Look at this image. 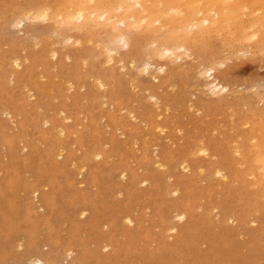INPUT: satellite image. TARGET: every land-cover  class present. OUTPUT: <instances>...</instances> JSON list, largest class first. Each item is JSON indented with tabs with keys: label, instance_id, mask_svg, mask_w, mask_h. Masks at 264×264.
Instances as JSON below:
<instances>
[{
	"label": "rangeland",
	"instance_id": "obj_1",
	"mask_svg": "<svg viewBox=\"0 0 264 264\" xmlns=\"http://www.w3.org/2000/svg\"><path fill=\"white\" fill-rule=\"evenodd\" d=\"M60 1L61 0H43V2L42 0H0V53L6 54L5 52L8 51L10 56L14 54V56H19L21 60L23 59V64L20 67H16L17 70L9 60L6 61L7 58L0 59L1 61L3 60L2 64L8 62L5 64L7 68L5 65L3 68L0 62V68H2L0 69V83L2 85L5 83V87L0 84V87L4 89L3 92H0V103L3 102L2 105H0V110H2V114L0 113V264H18L17 257L21 249L14 248L13 254V251H10L11 249H6L3 245L4 242L13 239V237L18 234L25 236L23 241H27L31 249L35 248L38 242L48 243V245H44V247L42 246L40 249L41 253L46 254L48 257L43 264H56V262L58 264H65V256L63 254H65L67 250L72 251V257L77 258L80 264H264V180L262 182L264 174H262L258 166L255 165L256 163L252 161V157L247 156L245 158L243 154L241 155V153L235 149L241 144H244L246 147L248 145H255L256 142H253L255 139L251 141V139H247L246 137L250 134V128L257 125L254 124L257 122L256 119L259 120L257 122L259 124L256 128L259 126L262 127V123L264 124V107H261V104L264 106V99H262L264 98V91L262 90L264 88H262V84H259L262 83V81L264 82V52H262V50H260V52L259 50H255L259 54H253L254 50L252 49H255L254 47L256 46L253 45V40L252 42L249 40L244 41L246 42L245 44L248 46L250 42L253 46L249 44L250 47H246V45L243 44V48L246 47V50H242V48L240 49L242 45L239 44L240 47L235 45V49L237 48L236 46H238L242 51L236 49L237 51L234 53V50V55L233 53L230 54L231 57L233 56L232 58L230 56L228 57L229 54H226V58L230 60L226 59V63L218 67L216 74H218V79L228 86L230 92L233 91L234 96L231 95L228 97H232L230 100L228 99L223 103H219V100L216 98H211L207 94V97L204 95L205 92L201 86V79H196L198 78L197 71L200 67H197L195 64H201L202 62H200V59H203L204 55L206 56L207 54V56L209 55L211 58L210 55L215 52L218 54L215 53L212 58L220 54L216 59L220 58L224 60L225 54H222L224 51L221 52L224 50V47H221L223 45V40L221 42V40H219L220 36L217 35H221L220 33H214L209 39L207 38V43L205 42L203 45L202 42L201 48H196L192 51L188 50L190 53L192 52L191 54H194V56H190V59L195 57L193 61V59L190 60L188 57L191 54H186L189 52H186L185 48L184 52H182V47L178 46L175 51L184 53L182 57L180 53L177 55V52H174L178 59L175 57L176 55H172L173 57L171 58L167 55L168 59L165 58L166 54L161 55L159 51H162L164 54L163 51L166 47H173L171 43L161 40V44L159 42V45L154 37L149 34L136 35V31L139 29H133L131 26V28L129 27L131 30H128V28L126 29L127 31L123 32H116V30L118 31L117 28L113 29L107 26L105 29L97 25H92L85 29H75V31L67 27L64 23H60V25L58 22H55V24L54 21L56 20L54 19L44 20L41 17H34L24 22L23 26L26 32H21L19 27L8 23L10 20L9 18H13L17 12L15 7L22 6V8L26 9L31 5L38 6L39 4L42 5L46 3L53 7L56 2ZM27 3L28 5H26ZM11 13H13L14 16H12L13 14L11 15ZM36 20L39 21L37 22ZM97 20L99 22L102 21L99 19ZM43 21L45 22L43 23ZM31 22L33 23L31 24ZM4 23L11 25L10 27L8 26L9 29L5 27ZM119 27H122V25H118V28ZM93 28L96 29L94 30ZM55 30L60 31L61 34L63 32V34L61 35ZM70 30H74L75 32H70ZM88 30L92 37L87 38L91 36L87 33ZM51 31L54 32L50 33ZM84 31L87 32L85 33ZM12 32H15L14 34L16 35H12ZM113 32L115 34L114 37L118 39L117 35L119 36L118 41L116 38H112L113 35L110 36ZM22 33H24V35L29 33V35H25L27 38L28 36L30 37L28 39L29 41L25 40L27 44H24L26 46L22 43L25 39ZM104 33L108 35L106 34L104 37ZM122 33H127L128 37L133 38L136 42V47L130 52L131 57H128L130 53L125 54L127 49L125 47L123 49V45L121 46L122 43H119L121 41L120 34ZM56 34L61 35V37L65 36V39L62 37L64 43L63 41L60 42L59 39L61 37ZM69 35H72L75 40L78 38L81 41L79 42L78 40L79 45L75 41V44H77L76 48L72 40H69L70 43L72 41L71 44L68 43L71 47L66 44V42H68L66 36ZM55 36L60 38L58 39ZM20 37L22 41L19 40V43H17V38ZM54 37L58 40H55ZM32 39H40V41L37 42V40L35 41ZM12 40L13 43H11ZM54 40L59 41V43L55 44L53 42ZM151 40L156 42V44ZM34 41L37 42L36 44L38 46L34 44ZM51 41L52 44H50ZM105 41H110L109 43H111L113 47L108 46L110 44ZM32 42L34 44L33 48L37 46V49L31 47ZM80 43L82 45H80ZM12 44L15 45L13 46ZM60 44L62 46H60ZM103 44L105 45V49L108 46L110 49L115 48L116 51H118L117 54H114L112 63L111 61L110 63L106 61L110 65L105 63L103 59L105 58L104 54H106L107 49H109L107 48L106 51H103ZM63 45L68 47L64 48ZM153 45H155L159 51L154 49ZM19 46L24 48L21 49ZM48 46L54 50L50 48L51 51L47 52L49 49ZM139 46H142V49ZM62 47L66 51H63L64 49ZM12 48H16V50H12ZM247 48H251L249 51L250 53H246L248 52L247 50H249ZM143 50H145V52H143ZM52 51H56L57 56L50 57L53 55ZM149 51L151 52L150 56H152V58L150 57L151 59L149 58L151 62L156 64L163 63L165 66L164 70L168 68V71L166 70V73H164L166 77L165 75H161L158 81H154L151 75L149 77V75H145L144 72L145 76L139 75L140 73L142 74L141 65L144 63L142 61L148 60L145 58H148L146 56L150 53ZM23 52L27 55H25L27 61L23 56L24 54H22ZM49 52L51 53L49 54ZM64 52L76 55H74V65L72 64V60H65L66 54ZM8 53L5 57L9 56ZM62 53H64L65 56ZM225 53H229L227 49ZM185 54L188 55V59L187 57L183 58ZM235 55L236 58L234 57ZM59 57L61 60H59ZM62 57H65V59ZM76 57H79V59ZM81 57L83 59H81ZM120 58H122L121 63L125 64L123 65L124 68H121L122 65L120 62L121 67L118 68L119 63L117 62ZM181 58L182 62L184 59L185 61L187 60L186 63L185 61L183 62L185 64L180 62ZM57 60L59 61L57 62ZM204 60L207 61L208 59L204 58ZM204 60L203 63H205ZM52 61L55 65L52 64ZM65 61L67 64L70 62L72 66L75 67L71 68L70 63V65H68L70 67L69 69H73L74 72L66 69L69 73L67 71L64 73L67 67ZM176 61L183 64L181 65L179 63L181 70L177 67L180 73L174 71L177 66ZM113 62L114 65L117 63L116 65L118 66H114ZM129 62H131V64ZM174 62L176 65L173 64ZM209 63L210 62H207L205 65ZM30 64L31 68L28 66ZM131 65L135 67L133 66V69H131ZM43 66L48 69H44ZM184 66L186 68H184ZM199 66L202 67V65ZM11 67H13V69ZM170 67H174V70L173 68L171 69V72L174 71L172 75L167 73L170 71ZM117 68L121 70L119 71ZM77 69L80 73H76ZM10 71H12V73ZM22 71L25 72L22 74ZM36 71L39 72L37 73ZM137 72L139 74H136ZM175 72L176 74H174ZM8 73H10L9 75L11 76L13 75L16 79H10L12 77L7 75ZM48 74L50 77H48ZM194 74H196V77ZM2 75L8 77L4 78ZM93 75L106 83L107 87L104 90L109 89L108 96L107 94L106 96L103 95V92H101L103 89L95 88L97 79H95ZM137 75H139V77ZM147 75L148 78L146 77ZM33 76L35 78L38 76L39 78H32ZM167 76L172 77L169 78ZM28 77L31 79H29L30 81ZM92 78L95 79L93 80L95 83L90 81ZM37 79L39 82H37ZM7 80L9 84L5 82ZM47 80L51 81L49 82ZM64 80H67L68 83ZM51 83H53V85ZM61 83H63V85L66 83L65 88ZM70 83L73 85H69ZM198 83L200 84L199 86ZM255 83L256 85L259 84L261 87H256ZM13 84L15 85L12 86ZM97 84L96 86L99 87ZM24 85H26L27 89ZM251 85H254V87ZM113 86L114 88H112ZM36 87L39 88V90ZM48 87H51L52 90ZM66 87L68 90H66ZM145 87L149 88L150 91L147 88V91H145ZM248 87L252 88L249 89ZM6 88H8V90ZM18 89L20 91L19 95ZM98 89H100V91H98ZM246 90L249 94L245 92ZM201 91H203L204 94ZM259 91L261 92V97L259 94H256L259 93ZM148 92L150 93L148 94ZM200 92L204 96L201 95ZM240 92L243 93L240 94ZM25 93L31 95H29L27 103L25 99L27 96H25ZM151 93H155L160 98V103L158 102L159 104H155L157 107L162 104L166 106L162 105L157 108L154 105L156 108L153 107L152 103L154 102H152L153 100L149 96ZM99 94L101 95L99 96ZM253 94L256 95V98ZM17 100H21V103ZM148 100H151V103L148 102ZM200 100L203 103H200ZM242 102L243 104H241ZM248 102L252 103L254 106H252V104L251 106L250 104L248 105ZM255 102H258L257 104L259 107L258 105L256 106ZM189 103H192V105ZM199 103L203 108L199 107ZM190 105L193 107L191 108ZM242 105L246 108L244 106L242 107ZM194 106L197 107V110H195L196 113L194 112V109H196ZM252 107L255 109L253 108L251 110ZM5 108H8L9 113H6L7 109L5 111ZM119 108L124 109L119 110ZM59 109L63 113L59 111ZM155 109L159 110L158 113L162 111L159 113L161 115L157 114ZM112 110L113 112L111 113L110 111ZM127 112L130 114L128 115ZM61 113L63 115H61ZM257 113L260 114L261 118L258 116L259 114L256 115ZM254 115L256 116L254 117ZM9 116L13 117L10 118ZM43 116L46 119H44ZM126 116H128V121L126 120ZM242 117L244 118L242 119ZM246 117L251 121L249 122ZM139 119L140 122L137 121ZM260 119H262L263 122ZM45 120L47 122H45ZM12 121L14 124H12ZM39 121L41 123H39ZM143 121L146 122V126ZM156 121H158V123ZM160 122L164 126L161 125ZM251 122L252 124L250 125ZM159 123L160 126H162L161 129L157 127ZM155 124V127L152 126ZM103 126L104 128H102ZM248 127H250V130ZM114 128L115 132L112 131ZM57 130L61 132L58 134ZM161 132L162 134H160ZM201 135L202 137H200ZM240 135H242V137ZM179 136H181V139ZM115 139L117 144L115 143ZM197 140H201L202 142H197ZM249 140L253 143L249 144ZM11 141L12 143L10 144ZM18 141H20V143ZM102 141H105L104 145H102ZM135 141L138 146L134 145ZM168 141L170 143H168ZM207 141H209L208 144ZM56 142L57 145L60 144L58 147L61 150L64 149L62 150V156L57 157L56 155L59 149L55 147L57 146ZM153 142H156L158 146ZM231 142H234L235 145ZM202 143L209 146V152L207 154H209V156L210 154L212 155L210 158L207 156V158L210 160L206 158L207 154H199V156L194 155H198L196 148ZM21 144L22 147H24L23 149L21 148ZM101 145L107 146L103 148ZM170 145L172 146L170 147ZM188 146H190V148L187 149L186 147ZM226 146L229 147L226 148ZM18 147L19 149L17 150ZM253 147L255 148L256 146ZM192 148L196 150L193 151L194 154L192 150L190 151ZM141 149L144 151H141ZM168 149H170L169 152ZM134 150H137L136 153H134ZM156 150L161 157V162H163V165L165 164L162 167L152 162ZM99 151L101 152L99 158H97V156L94 157L95 153ZM234 152L236 153L234 154ZM50 153H52V155ZM186 153L187 156L185 157ZM237 153H239L240 156L237 155ZM91 154L93 155L91 156ZM138 154H142L141 160ZM89 156L93 157L95 160ZM215 156L216 160H219L216 164L214 163V161L216 162V160H214ZM182 157L185 158L189 164V171L181 167L180 162ZM201 157L203 158L200 159ZM239 160H241L240 163L243 164V166L241 165L243 169L240 167V163H238ZM73 161H75V163ZM176 163L177 166L175 165L174 168L173 165ZM73 164L76 167L78 166V169L73 167ZM217 164H220L224 168L225 176L217 174V176L210 175L212 173V168ZM141 165L144 166L141 167ZM167 166L171 172L168 171ZM172 166L174 170L171 169ZM81 167L82 170L85 171L82 175H77ZM139 167L140 169H138ZM163 167L164 169L167 168L165 173L162 172L164 169L160 170ZM142 168L143 170H141ZM75 169H77V172ZM120 169L127 170V176H125V178L120 174ZM198 169L201 170V172L198 171ZM247 169L253 173L249 174L250 171ZM246 170L248 173H246ZM231 171L234 172L232 173ZM165 175L169 177L167 178ZM206 175H210V177H205ZM232 175L236 176V179L232 177ZM120 178L122 180H120ZM142 178H150V180L147 181L149 183L141 182ZM224 178L225 180H223ZM241 178L242 181H240ZM166 179H168L169 182L168 180L165 181ZM247 180H249V182ZM255 183H258L260 186H257ZM175 188H177V190ZM34 189H41V194L46 197V206L44 209L38 208L35 199L31 195L32 193L29 194L30 191ZM119 194L121 196H119ZM79 205H84L88 209L87 213L81 217L77 211ZM135 206L136 209H133ZM198 207H200V209ZM214 207H216V210ZM37 208L39 210L35 211ZM174 209L175 211L186 210L188 216L183 221L177 222L178 220L172 218ZM125 213L131 215L132 224H129V222L127 223L124 218H121ZM218 213L219 216H216ZM213 214L215 216H212ZM231 215L232 218L230 217ZM217 217H219V219ZM248 218L249 220L251 219V221H256V223L253 222L252 224ZM124 220L125 223H123ZM233 220L234 222H232ZM119 221L123 224L119 223ZM118 224L122 225L119 226ZM172 226H175L176 230L171 232L170 228ZM165 229H169L170 232L169 230L167 232ZM38 234H40L42 239ZM168 236H171L170 239Z\"/></svg>",
	"mask_w": 264,
	"mask_h": 264
},
{
	"label": "bare ground",
	"instance_id": "obj_2",
	"mask_svg": "<svg viewBox=\"0 0 264 264\" xmlns=\"http://www.w3.org/2000/svg\"><path fill=\"white\" fill-rule=\"evenodd\" d=\"M24 1V0H23ZM44 1H46V0H44ZM42 2H43V0H42ZM25 3V2H24ZM52 3H53V1H52ZM17 5H18V3H17ZM16 5V6H17ZM26 5H28V3L26 4ZM36 5V4H35ZM15 7V6H14ZM16 8V10H17V12L15 13V16H14V14L13 13H11V15L12 16H14L13 18H9L7 21H8V23L9 24H11V25H13V26H16V27H19V30H21V32L23 31V32H26L25 31V29H24V26H23V24H24V22L26 21V20H30L31 18H34V17H41V18H43L44 20L45 19H54V20H56V21H54V23L55 22H58V24H60V23H64L67 27H69V28H71V29H85V28H87V27H90V26H92V25H97V26H100L101 28H107V26L108 27H112L113 29H115V28H117L118 29V31L116 30V32H123V31H127L126 29H128L130 26L133 28V29H139V30H137L136 32H137V34L136 35H141V34H149V35H151V36H153L154 37V39L158 42V44H159V42L162 40V41H166V42H169V43H171V45L173 46V47H166L165 49H164V54L162 53V51H159L158 49H157V47L155 46V45H153L154 46V49H156L157 51H159V54H161V55H165L166 54V56H165V58H167V55L169 56V58H171V57H173V56H175L176 54L178 55V53H180L181 54V57H182V55H184V53H182V52H184V48H185V50H186V52L188 51V50H194V49H196V48H201L202 46H201V44H202V42H203V45H204V43L206 42V40L208 41V39H209V37L210 36H212V35H214V33H220L221 35H219V34H217L218 36H220L219 37V40H221V42H222V40H223V45L221 46L222 48L224 47V50H220L221 52H223L224 51V53H222L223 55L225 54V58L224 57H222V58H224V60H222V59H216V57L217 56H219V55H216L215 56V58H212V56L214 57V54L216 53L215 51V53H213L212 51V55H210L211 56V58L209 57V55L207 56V54H206V56L204 55V57H203V59H200V62H202L201 64L200 63H197V62H199V61H197L196 63L197 64H195V65H197V67H200V69L197 71V69H196V71H197V77L198 78H196L197 80L200 78L201 79V86L203 87L202 89H203V91L205 92V94H204V92L203 91H201V92H203V94L206 96V94L209 96V97H211V98H216L217 100H219L218 102L219 103H223V102H225L226 100H230V98H232V97H230V98H228L229 96H231V95H233L234 93H233V91H231L230 92V90H229V88H228V86L226 85V84H224V83H222L219 79H218V74H216V71H217V69H218V67L219 66H221L222 64H224V63H226V59L228 60L229 58H226L227 57V55H228V57L230 56L231 57V55L230 54H232L233 52H234V50H235V52L234 53H236V51L238 50H240L241 48H242V50H246V47H250V45L249 44H251L250 42H249V44H248V46H247V44H245L246 42H244V41H249V40H251V42H252V40H253V45L254 46H256V47H254L255 49H252V50H254V52H253V54H255V53H258V52H256L255 50H259V52H260V50H262V52H264V0H61L60 2H56L55 4H54V6L52 7L51 5H48L47 3L46 4H42V5H36V6H34V5H31V6H29L28 8H22V6H18V7H15ZM15 8H14V10H15ZM5 16H6V14H5ZM11 17V16H10ZM97 19H99L101 22H99ZM34 21V20H33ZM37 22L39 21V20H36ZM41 21V20H40ZM45 21H43V23H44ZM48 22V21H47ZM33 22H31V24H32ZM53 23V22H52ZM51 23V24H52ZM53 23V24H54ZM5 24V23H4ZM52 24V25H53ZM56 24V23H55ZM54 24V25H55ZM11 25H7V24H5V27H10ZM61 25V24H60ZM118 25H122V27H119L118 28ZM12 26V27H13ZM4 27V28H5ZM9 27H8V29H9ZM130 27V28H131ZM55 28V27H54ZM53 28V29H54ZM56 28H58V27H56ZM121 28V29H120ZM128 29V30H131V29ZM13 29H14V27H13ZM13 29H11V30H13ZM16 29V28H15ZM63 29H65V28H63ZM94 29V28H93ZM96 29V28H95ZM94 29V30H95ZM11 30H10V34H11ZM74 30H70V32H75ZM90 30H92V29H90ZM109 30V29H108ZM8 31V30H7ZM15 32H17L16 30H14ZM56 32H58L59 34H61L60 33V31H58V30H55ZM81 31H83V30H81ZM111 31H112V29H111ZM15 32H12V35H16V34H14ZM19 32V31H18ZM54 31H51L50 33H53ZM62 32V31H61ZM68 32V31H67ZM80 32V31H79ZM85 33L87 32V31H84ZM115 32V33H116ZM133 32V31H132ZM135 32V33H136ZM69 33V32H68ZM77 33V32H76ZM88 34H90L89 33V30H88V32H87ZM23 35H24V33H22ZM21 34V35H22ZM55 34V33H54ZM54 34H53V36H54ZM57 35V36H60L61 37V35L63 34V32H62V34L61 35ZM87 34V35H88ZM105 34V33H104ZM104 34H102V35H104ZM107 34V33H106ZM106 34L104 35V37L106 36ZM126 34V35H125ZM26 35V34H25ZM25 35H24V37H25ZM27 35H29V33L27 34ZM26 35V36H27ZM91 35V34H90ZM108 35V34H107ZM111 35H113L112 36V38L114 37V32H113V34H110V36ZM121 36V41L119 42V43H122L121 44V46L123 45V49H124V47L127 49V51H126V53L125 54H129L135 47H136V42H135V40L133 39V38H130V37H128V34L127 33H122V34H120ZM49 36H50V34H49ZM57 36H55V37H57ZM54 37V38H55ZM59 37V38H60ZM63 37V36H62ZM58 38L59 40H60V42L61 41H63L65 38V36L63 37V38ZM89 37H92V35L91 36H88L87 38H89ZM117 37H118V39H119V36L117 35ZM152 37V38H153ZM30 37L28 36V38L27 37H25V39H24V41H22L21 39V37L20 38H17L18 39V41H17V43H19V40H21L22 41V43H23V45H25V44H27L26 42H25V40H28ZM40 38V37H39ZM57 38H55V40L57 39ZM103 38V37H102ZM108 38V37H107ZM109 38H111V37H109ZM116 37H114V39H115ZM149 38V37H148ZM148 38H147V40H148ZM152 38H150V39H152ZM208 38V39H207ZM47 39V38H46ZM57 39V40H58ZM62 39V40H61ZM84 39V38H83ZM93 39V38H92ZM103 39H105V38H103ZM118 39L116 38V40L118 41ZM214 39V38H213ZM32 40H35V39H32ZM37 40V42H39L40 41V39H36ZM35 40V41H36ZM53 41L55 44H58L59 43V41ZM66 40H68V42H66V44H68V43H70L69 42V40H72L73 41V43H74V45H75V48L77 47L76 45L78 44L79 45V43H78V38L75 40L74 39V37L72 36V35H69V36H66ZM85 40H86V37H85ZM91 40V39H90ZM145 40V39H144ZM205 40V41H204ZM218 40V39H217ZM14 41H16V40H14ZM29 41V40H28ZM27 41V42H28ZM34 41V42H35ZM72 41H71V43H72ZM75 41L77 42V44H75ZM83 41V40H82ZM87 41H88V39H87ZM100 41L102 42V40H101V38H100ZM152 41V40H151ZM151 41H149V42H151ZM210 41H211V39H210ZM37 42H35L34 44L35 45H37L36 43ZM57 42V43H56ZM79 42H81L80 40H79ZM92 42V41H91ZM106 43H108V44H110V45H108V46H111V47H113V45L111 44V43H109L110 41H105ZM146 42V41H145ZM144 42V43H145ZM152 42H154V41H152ZM217 42V41H216ZM11 43H13V40H12V42ZM21 43V42H20ZM25 43V44H24ZM63 43H64V41H63ZM70 43V44H71ZM104 43V42H103ZM207 43V42H206ZM33 42H32V46L30 45V44H28V45H30L32 48H33ZM50 44H52V41L50 42ZM82 44H83V42H82ZM81 43H80V45H82ZM114 44V43H113ZM143 44V43H142ZM141 44V45H142ZM154 44H156V42H154ZM160 44H161V42H160ZM159 44V45H160ZM226 44V45H225ZM242 45V47H240V45ZM243 44H245L246 45V47L245 48H243L244 46H243ZM13 45V44H12ZM15 45V44H14ZM13 45V46H14ZM65 45V44H64ZM63 45V47L65 48V47H68L69 46V44H68V46H64ZM74 45H73V47H74ZM100 45V44H99ZM107 45V44H106ZM164 45V44H163ZM162 45V46H163ZM211 45V44H210ZM226 46V48H225V46ZM235 45H238L239 47H240V49H239V47L238 46H236L237 48V50L235 49ZM252 45V44H251ZM252 45V46H253ZM26 46V45H25ZM38 46V45H37ZM36 46V47H37ZM60 46H62L61 44H60ZM90 46V45H89ZM107 46V48H109ZM115 46H118V45H115ZM114 46V47H115ZM120 46V47H121ZM182 47L181 49H183L182 50V52H177V51H175V50H177L176 49V47ZM208 46H209V44H208ZM233 46V47H232ZM251 46V47H252ZM20 47V46H19ZM36 47H34V48H36ZM49 47V46H48ZM62 47V48H63ZM69 47H71V46H69ZM79 47V46H78ZM102 47H104L102 50L103 51H106V49H105V45L103 44V46ZM119 47V46H118ZM140 48L142 47V46H139ZM138 47V48H139ZM164 47V46H163ZM205 47V46H204ZM217 47V46H216ZM21 49L22 48H24V47H20ZM33 48V49H34ZM50 48L51 47H49V49L47 50V52L48 51H51L50 50ZM61 48V47H60ZM63 48V49H64ZM80 48V47H79ZM153 48V47H152ZM151 48V49H152ZM210 48H211V46H210ZM234 48V49H233ZM16 50V48H12V50ZM21 49H19V50H21ZM37 49V48H36ZM35 49V50H36ZM52 50H54L53 48H51ZM115 49V48H114ZM114 49L113 48H109V49H107V53L106 52H104V53H106V54H104L105 55V58H103L104 60H105V63H107V62H109L110 63V61H111V63H112V60L114 59V54H117V52L118 51H116V49H115V51H114ZM125 49V50H126ZM142 49V48H141ZM146 49H149V48H146ZM162 49V50H163ZM202 49H204V48H202ZM226 49H227V51L229 52V53H225V51H226ZM247 49H249V48H247ZM251 49V48H250ZM250 49L249 50H247L248 52H246V51H244V52H246V53H250L249 51H250ZM60 50H62V49H60ZM74 50V49H73ZM156 50H155V52H156ZM161 50V49H160ZM242 50H240V51H242ZM21 51H23V50H21ZM20 51V52H21ZM25 51V50H24ZM63 51H66L65 49L63 50ZM62 51V52H63ZM78 51H79V49H78ZM92 51V50H91ZM1 52V51H0ZM36 52H37V50H36ZM53 52V55H51L50 57H52V56H57V53H56V51H52ZM97 52H98V49H97ZM115 52V53H114ZM142 52V51H141ZM143 52H145V50H143ZM147 52V51H146ZM150 52V51H149ZM174 52H177L176 54H174ZM189 52V51H188ZM6 54L8 53V51L7 52H5ZM31 53V52H30ZM51 52H49V54H50ZM65 54H66V59H65V57H62V58H64L65 60H72V64L74 65V55L75 54H73V55H71V54H67L66 52H64ZM64 53H62L63 55H64ZM71 53V52H70ZM93 53V52H92ZM96 53V52H95ZM192 53V52H191ZM190 52L189 53H186V54H191ZM203 53V52H202ZM234 53H233V55H234ZM239 53V52H238ZM4 53H0V59H4V58H7V60L6 61H10L11 62V64H13V66H15V68L16 67H20L22 64H23V59L21 60L20 59V57L19 56H14V54H13V56H10V54H9V56L7 57H5V55L6 54H4ZM22 54H24V52L22 53ZM21 54V55H22ZM45 54V53H44ZM143 54V53H142ZM147 54V53H146ZM150 54H151V52L150 53H148L147 54V56L146 57H148V58H145V59H148V60H145V61H142V62H144V63H142L143 65H141V69H142V74L140 73H136V74H139V75H144V73H145V75L146 74H148L149 75V77H150V75H151V77L154 79V81H158L159 80V78L161 77V75H165L164 73H166L165 71L167 70L168 71V68L166 69V70H164V68H165V66H164V64L163 63H158V64H156V63H154V62H151L150 60H149V58L151 57L152 58V56H150ZM179 54V55H180ZM185 54V56H183V58L185 57H187L188 55H186ZM205 54V53H204ZM216 54H218V53H216ZM227 54V55H226ZM245 54V53H244ZM243 54V55H244ZM259 54V53H258ZM26 53L23 55L25 58H26ZM62 55V56H63ZM133 55V54H132ZM173 55V56H172ZM177 55L175 56L176 58H177ZM247 55V54H246ZM263 55V54H262ZM45 56V55H44ZM65 56V55H64ZM76 56V55H75ZM131 57V53H130V55H128V57ZM190 56L192 57V56H194V54H191V55H189L188 57H189V59H190ZM245 56V55H244ZM260 56H261V54H260ZM35 57H36V55H35ZM49 57V56H48ZM61 57V56H60ZM59 57V58H60ZM117 57V56H116ZM127 57V58H128ZM156 57H158V56H156ZM180 57V56H179ZM188 57H187V59H188ZM200 57V56H199ZM221 57V56H220ZM233 57V56H232ZM231 57V58H232ZM235 58H236V55L234 56ZM262 57V56H261ZM23 58V57H22ZM32 58V57H31ZM76 58H78L79 59V57H76ZM85 58V57H84ZM119 58V57H118ZM150 58V59H151ZM194 58L195 57H193L192 59H193V61H194ZM204 58L205 59H208L207 61L206 60H204ZM239 58V57H238ZM45 59H46V57H45ZM54 59V58H53ZM77 59V60H78ZM81 59H83L82 57H81ZM99 59V58H98ZM130 59V58H129ZM157 59V58H156ZM162 59H163V57H162ZM168 59V58H167ZM173 59V58H172ZM178 59V58H177ZM176 59V60H177ZM192 59H190V60H192ZM26 61H27V58L25 59ZM36 60V59H35ZM59 60H61V58L59 59ZM59 60H57V62L59 61ZM86 60V59H85ZM84 60V61H85ZM93 60V59H92ZM103 60V61H104ZM119 61L117 62V63H121V60H122V58H120V59H118ZM132 60H133V58H132ZM132 60H130L131 62H133ZM144 60V59H143ZM170 60V59H169ZM197 60V59H196ZM199 60V59H198ZM203 60L205 61V63H207V62H210L208 65H205V63H203ZM220 60H222V61H220ZM230 60V59H229ZM3 61V60H2ZM2 61L0 60V62H1V64H2ZM38 61H39V59H38ZM81 61H83V60H81ZM102 61V62H103ZM107 61V62H106ZM178 61V60H177ZM176 61V63H177V66H176V70H174V67H170L169 68V72H167L168 74L170 73L171 75H172V73L174 72V71H178L179 72V69H180V67H179V63L180 62H182V58H181V60H180V62L178 63ZM185 61V59L183 60V62ZM187 61V60H186ZM186 61H185V63H186ZM224 61V62H223ZM9 62V63H10ZM77 62V61H76ZM86 62V61H85ZM123 62V61H122ZM125 62H126V60H125ZM131 62H129L130 64H131ZM170 62H173V61H170ZM182 62V63H183ZM191 62V61H190ZM8 62H6L5 64H7ZM61 63H62V61H61ZM65 63L67 64V62L65 61ZM70 63V62H69ZM67 64V67L65 68V70H64V73H65V71H67V70H70L69 68V66L68 65H70V64ZM104 63V62H103ZM109 63H107V64H109ZM116 63V64H117ZM120 63H119V67L118 68H120L121 67V65H122V67L121 68H124V66L123 65H125V64H123V63H121V65H120ZM134 63V62H133ZM180 63L181 65H183V64H185V63ZM4 63L2 64V67L5 65ZM52 64H54L53 63V61H52ZM64 64V63H63ZM63 64H62V66H63ZM72 64L70 65L71 66V68H73L74 66H72ZM106 64V65H107ZM115 64V65H116ZM139 64H140V62H139ZM169 64H172V63H169ZM173 64H175V62L173 63ZM191 64H192V62H191ZM202 65V67L201 66H199V65ZM204 64V65H203ZM55 65V64H54ZM101 65V64H100ZM103 65H105V64H103ZM110 65V64H109ZM113 65H114V62H113ZM114 65V66H115ZM176 65V64H175ZM180 65V66H181ZM187 65V64H186ZM30 68H31V64L30 65H28ZM61 66V67H62ZM116 66H118V65H116ZM130 66V65H129ZM132 66V68L131 69H133V66L134 65H131ZM171 66V65H170ZM5 67H6V65H5ZM10 67V66H9ZM51 67V66H50ZM53 67H55V66H53ZM52 67V68H53ZM60 67V68H61ZM77 67V66H76ZM135 67V66H134ZM179 69H178V68ZM4 68V67H3ZM7 68V67H6ZM12 69H13V67H11ZM43 68L44 69H48V68H45V66H43ZM51 68V69H52ZM56 68V67H55ZM63 68V67H62ZM75 68V67H74ZM117 68V69H118ZM173 68V72H171V69ZM182 68V67H181ZM184 68H186L185 66H184ZM193 68V67H192ZM221 68V67H220ZM0 69H2V68H0ZM44 69H42V70H44ZM67 69V70H66ZM136 69V68H135ZM134 69V70H135ZM137 69H138V66H137ZM183 69V68H182ZM191 69V68H190ZM223 69H225V68H223ZM16 70H17V68H16ZM32 70V69H31ZM30 70V71H31ZM61 70H63V69H61ZM61 70H59V71H61ZM75 70V69H74ZM119 70V69H118ZM121 70V69H120ZM119 70V71H120ZM130 70V69H129ZM181 70V69H180ZM184 70V69H183ZM186 70V69H185ZM194 70V69H193ZM46 71V70H45ZM45 71H43V72H45ZM71 72H74L73 71V69H71L70 70ZM131 71V70H130ZM136 71H140V70H136ZM136 71H134V72H136ZM195 71V72H196ZM11 73H12V71H10ZM23 72H25V71H22V74H23ZM37 72V71H36ZM39 72V71H38ZM37 72V73H38ZM68 73H69V71H67ZM78 72V69H77V71H76V73ZM144 72V73H143ZM176 72L174 73V74H176ZM183 72V71H182ZM18 73V72H17ZM37 73H36V75H37ZM47 73H48V71H47ZM63 73V74H64ZM78 73H80V71L78 72ZM127 73V72H126ZM180 73V72H179ZM178 73V74H179ZM186 73V72H185ZM10 73H8L7 75H9ZM120 74V73H119ZM122 74V73H121ZM167 74V75H168ZM173 74V75H174ZM30 75V74H29ZM32 75H33V72H32ZM41 75V74H40ZM44 75H46V74H44ZM57 75V74H56ZM128 75H129V73H128ZM139 75H137L138 77H139ZM144 75V76H145ZM148 75L146 76L147 78H148ZM3 76V75H2ZM9 76H11V75H9ZM84 76H86V75H84ZM103 76V75H102ZM184 76V75H183ZM194 76L196 77V74H194ZM4 78L5 77H8V76H3ZM12 78H10V79H13L14 78V76L12 75L11 76ZM16 77V76H15ZM20 77V76H19ZM30 77V76H29ZM28 77V80L30 79ZM38 77V76H37ZM36 77V78H37ZM41 77V76H40ZM47 77V76H46ZM48 77H50L49 76V74H48ZM47 77V78H48ZM92 77V76H91ZM93 77L95 78V79H97L96 81V84L99 86V87H97L96 86V84H95V88H101V89H103V91L101 90V92H103V95L104 96H106V94H107V96H108V93H109V89H107V90H104L107 86H106V83L105 82H103V80L102 79H100V78H96V76L95 75H93ZM98 77V76H97ZM110 77V76H109ZM165 77H166V75H165ZM167 77H169V76H167ZM170 77H172V76H170ZM169 77V78H170ZM2 78V77H1ZM32 78H35L34 76L32 77ZM35 78V79H36ZM39 78V77H38ZM59 78V77H58ZM122 78V77H121ZM146 78V79H147ZM151 78V79H152ZM8 79V78H7ZM14 79H16V78H14ZM50 79V78H49ZM62 79V78H61ZM77 79V78H76ZM95 79H93L92 78V80H90V81H93V80H95ZM133 79V78H132ZM135 79V78H134ZM9 80V79H8ZM8 80L7 81H5V82H7L8 84H9V82H8ZM31 80V79H30ZM29 80V81H30ZM34 80V79H33ZM84 80V79H83ZM181 80V79H180ZM4 81V80H3ZM47 81H51V80H47ZM60 81V80H59ZM65 82H67L68 83V81L67 80H64ZM63 81V82H64ZM132 81H134V80H132ZM139 81H140V79H139ZM164 81V80H163ZM200 81V80H199ZM260 81V80H259ZM32 82V81H31ZM37 82H39L38 81V79H37ZM36 82V83H37ZM181 82V81H180ZM33 83V82H32ZM31 83V84H32ZM43 83V82H42ZM45 83H47V82H45ZM93 83H95L94 81H93ZM196 83V82H195ZM258 83V82H257ZM264 82L262 81V83H259L261 86H263L262 88H264V84H263ZM1 84V83H0ZM12 84V83H11ZM23 84V83H22ZM44 84V83H43ZM50 84V83H49ZM52 85H53V83H51ZM72 83H70L69 85H71ZM82 84H85V83H82ZM91 84H92V82H91ZM133 84H135V83H133ZM174 84V83H173ZM256 85V83H255V86L256 87H261L260 85ZM2 85V84H1ZM3 85H4V87H5V83H3ZM2 85V86H3ZM15 84H13L12 86H14ZM45 85V84H44ZM43 85V86H44ZM52 85H50V86H52ZM61 85H63V83H61ZM65 85H66V83H65ZM65 85H63L64 86V88H65ZM73 85V84H72ZM93 85V84H92ZM118 85V84H117ZM170 85V84H169ZM172 85V84H171ZM200 84L198 83V86H199ZM11 86V87H12ZM25 87H26V85H24ZM33 86H34V84H33ZM37 86V85H36ZM42 86V87H43ZM81 86V85H80ZM115 86V85H114ZM114 86L112 87V88H114ZM166 86V85H165ZM201 86H200V88H201ZM252 86V85H251ZM24 87V88H25ZM47 87V86H46ZM83 87V86H82ZM118 87V86H117ZM252 87H254V85L252 86ZM252 87H250V88H252ZM14 88V87H13ZM37 88V87H36ZM35 88V89H36ZM49 88V87H48ZM51 88V87H50ZM49 88V89H50ZM73 88V87H72ZM77 88V87H76ZM76 88H75V90H76ZM135 88V87H134ZM147 87H145V91H147V89L149 90V88H147ZM199 88V87H198ZM199 88V89H200ZM249 88V87H248ZM249 88V89H250ZM262 88H260V89H262ZM1 89H2V91H1ZM7 90H8V88H6ZM20 89H22V88H20ZM26 89H27V87H26ZM38 90H39V88H37ZM60 89V88H59ZM115 89H117V88H115ZM143 89H144V87H143ZM155 89H156V87H155ZM158 89V88H157ZM172 89V88H171ZM199 89H198V91H199ZM231 89V88H230ZM239 89V88H238ZM241 89V88H240ZM243 89V88H242ZM256 89V88H255ZM254 89V90H255ZM258 89V88H257ZM22 90H24V89H22ZM41 90V89H40ZM51 90H52V88H51ZM61 90V89H60ZM66 90H68L67 89V87H66ZM201 90V89H200ZM233 90V89H232ZM237 90V89H236ZM248 90V89H247ZM245 91V92H248V91H250V90H248V91ZM259 90V89H258ZM263 91H264V89H262ZM261 90V91H262ZM4 91V89L2 88V87H0V92H3ZM30 91V90H29ZM28 91V92H29ZM43 91V90H42ZM41 91V92H42ZM46 91V90H45ZM63 91V90H62ZM98 91H100V89H98ZM150 91V90H149ZM157 91V90H156ZM256 91V90H255ZM19 89H18V95H19ZM25 92V91H24ZM31 92V91H30ZM49 92V91H48ZM54 92V91H53ZM69 92V91H68ZM133 92V91H132ZM138 92V91H137ZM200 92V93H201ZM244 92V93H245ZM254 92V91H253ZM257 92V91H256ZM40 93V92H39ZM114 93V92H113ZM140 93V92H139ZM150 92H148V94H149ZM160 93V92H159ZM243 93V92H242ZM241 92H240V94H242ZM260 91H259V93H256L257 95L259 94L260 95ZM1 94V93H0ZM4 94V93H3ZM6 94H7V92H6ZM15 94V93H14ZM27 93H25V96H27L26 98H25V96H24V98L26 99V103L28 102L27 101V99H28V97H29V95L30 94H27ZM147 94V95H148ZM202 93H201V95H203ZM236 94V93H235ZM246 94V93H245ZM247 94H249V92L247 93ZM9 95V94H8ZM10 95H11V93H10ZM101 94H99V96H100ZM200 95V94H199ZM203 95V96H204ZM238 95V94H237ZM251 95V94H250ZM254 95V94H253ZM1 96V95H0ZM31 96V95H30ZM40 96H42V95H40ZM97 96V95H96ZM104 96H103V98H104ZM150 98L153 100L152 102H154V103H152L153 104V107H155L156 105L155 104H157L160 100V98L155 94V93H151L150 95ZM203 96H201V97H203ZM234 96V95H233ZM256 95H254V97H255ZM9 97V96H8ZM147 97V96H146ZM207 97V96H206ZM208 97V98H209ZM237 97V96H236ZM246 97H247V99H248V96L246 95ZM245 97V98H246ZM260 97H261V95H260ZM263 97V96H262ZM23 98V99H24ZM85 98V97H84ZM83 98V99H84ZM97 98V97H96ZM111 98V97H110ZM149 98V99H150ZM256 98V97H255ZM259 98V97H258ZM257 98V99H258ZM29 99H31V98H29ZM82 99V98H81ZM93 99V98H92ZM123 99V98H122ZM246 99V100H247ZM261 99V98H260ZM262 99H264V98H262ZM262 99H261V101H262ZM145 100V99H144ZM190 100V99H189ZM235 100V99H234ZM13 101V100H12ZM18 102H20L21 103V100H17ZM30 101V100H29ZM137 101V100H136ZM151 101V100H150ZM149 100H148V102H150ZM182 101V100H181ZM201 101V100H200ZM208 101H209V99H208ZM239 101V100H238ZM257 101V100H256ZM261 101H259V102H261ZM79 102V101H78ZM77 102V103H78ZM180 102V101H179ZM191 102V101H190ZM263 102V101H262ZM3 103V102H2ZM2 103H0V105H2ZM25 103V104H26ZM35 103V102H34ZM103 103V102H102ZM151 103V102H150ZM160 103V102H159ZM158 103V104H159ZM163 103H164V101H163ZM200 103H203L202 101L200 102ZM200 103H199V105H200ZM227 103V102H226ZM236 103V102H235ZM256 103V102H255ZM258 103V102H257ZM256 103V106L258 105ZM162 104V103H161ZM189 104H191L192 105V103H189ZM241 104H243V102L241 103ZM241 104H239V105H241ZM250 104V106H251V104L252 103H250V102H248V105ZM109 105V104H108ZM147 105V104H146ZM149 105V104H148ZM151 105V104H150ZM155 105V106H154ZM163 105V104H162ZM161 105V106H162ZM186 105V104H185ZM188 105V104H187ZM190 105V106H191ZM198 105V106H199ZM245 105V104H244ZM244 105H242V107L244 106ZM263 104H261V107L263 108L264 106H262ZM111 106V105H110ZM160 105H158V107H161ZM163 106H166V105H163ZM252 106H254L253 104H252ZM255 106V107H256ZM40 107V106H39ZM150 107V106H149ZM157 107V106H156ZM155 107V108H156ZM157 107V108H158ZM178 107V106H177ZM193 106H191V108H192ZM195 107V106H194ZM199 107H201V108H203L201 105L199 106ZM241 107V106H240ZM239 107V108H240ZM245 107V106H244ZM249 107V106H248ZM258 107H259V105H258ZM139 108V107H138ZM141 108V107H140ZM152 108V107H151ZM187 108H190V107H187ZM190 108V109H191ZM196 109H194V112L196 113V111L195 110H197V107H195ZM246 108V107H245ZM254 107H252L251 108V110L253 109ZM257 108V107H256ZM6 109H7V111H6ZM110 109H113V108H110ZM122 109H124V108H122ZM122 109H120L119 108V110H122ZM168 109V108H167ZM232 109V108H231ZM255 109V108H254ZM261 109V108H260ZM4 110V109H3ZM117 110V109H116ZM115 110V111H116ZM156 111H157V114H159V113H161V112H159L158 113V111L159 110H157V109H155ZM200 110V109H199ZM198 110V111H199ZM244 110V109H243ZM245 110H247V109H245ZM5 111H6V113H9L8 112V108H5ZM59 111H61L60 109H59ZM64 111V110H63ZM127 111V110H126ZM185 111V110H184ZM259 111V110H258ZM62 112V111H61ZM111 113L113 112V110L112 111H110ZM165 112V111H164ZM193 112V111H192ZM252 112V111H251ZM261 112V111H260ZM0 113L2 114V110H0ZM4 113V112H3ZM19 113V112H18ZM17 113V114H18ZM44 113V112H43ZM59 113V112H58ZM63 113V112H62ZM61 113V115H63ZM81 113V112H80ZM109 113V112H108ZM110 113V115L112 116V114ZM128 113V115L130 114L129 112H127ZM134 113V112H133ZM132 113V114H133ZM247 113V112H246ZM253 113V112H252ZM126 114V113H125ZM154 114V113H153ZM156 114V115H157ZM199 114V113H198ZM251 114V113H250ZM259 113H257L256 115H258ZM5 115V114H4ZM9 115V114H8ZM159 115H161V114H159ZM158 115V116H159ZM234 115V114H233ZM256 115H254V117L256 116ZM113 116H114V113H113ZM115 116H116V114H115ZM153 116H155V115H153ZM241 116V115H240ZM259 117H260V114L258 115ZM262 116V115H261ZM10 117V116H9ZM11 117H13V116H11ZM10 117V118H11ZM121 117V116H120ZM129 117H131V116H129ZM152 117V116H151ZM252 117H253V115H252ZM8 118V117H7ZM43 118H44V116H43ZM42 118V119H43ZM62 118L64 119V117L62 116ZM118 118V117H117ZM133 118V117H132ZM136 118V117H135ZM153 118V117H152ZM156 118H157V116H156ZM244 117H242V119H243ZM247 118V117H246ZM256 118H258V117H256ZM261 118V117H260ZM44 119H46V118H44ZM69 119V118H68ZM74 119V118H73ZM102 119V118H101ZM119 119V118H118ZM128 119V116H126V120ZM248 119V121L250 122L251 120L249 119V118H247ZM263 119V118H262ZM262 119H260L262 122H263V120ZM11 120H13V119H11ZM10 120V121H11ZM124 120V119H123ZM131 120V119H130ZM135 120V119H134ZM133 120V121H134ZM144 120V119H143ZM158 120V119H157ZM257 120V122L259 121L258 119H256ZM8 121V120H7ZM118 121V120H117ZM128 121V120H127ZM138 122H140V119L139 120H137ZM137 121H134V122H137ZM193 121V120H192ZM240 121H241V119H240ZM243 121V120H242ZM37 122V121H36ZM45 122H47L46 120H45ZM100 122V121H99ZM124 122H126V121H124ZM142 122V121H141ZM144 122V125H145V121H143ZM157 123H158V121H156ZM155 122V123H156ZM245 122V121H244ZM257 122H253L254 124H259V123H257ZM39 123H41L40 121H39ZM114 123V122H113ZM117 123V122H116ZM120 123H122V122H120ZM161 123V122H160ZM160 123L159 124H157V127L158 128H160L161 129V127L162 126H160ZM12 124H14L13 123V121H12ZM45 124V123H44ZM103 124V123H102ZM105 124V123H104ZM115 124V123H114ZM125 124V123H124ZM134 124V123H133ZM140 124V123H139ZM236 124V123H235ZM252 124V122L250 123V125ZM43 125V124H42ZM48 125V124H47ZM143 125V124H142ZM143 125V126H144ZM161 125H163L162 123H161ZM243 125V124H242ZM257 125H255V126H252L251 128L250 127H248V129L250 130L249 131V136L248 137H246L247 139H251V141H252V139H255V140H253V142H256L255 143V145H253V146H256L255 148L251 145H248L247 147L244 145V144H241L238 148H235L239 153H241V155L243 154V156H245V158L247 157V156H250V157H252L251 159H252V161L254 162V163H256L255 165H257L258 166V168L260 169V171H261V173L262 174H264V128H263V126H264V124L262 123V127H258V128H256V126ZM39 126V125H38ZM45 126V125H44ZM110 126V125H109ZM115 126H116V124H115ZM114 126V127H115ZM133 126V125H132ZM146 126V125H145ZM152 126H156V124L155 125H152ZM164 126V125H163ZM245 126V125H244ZM13 127H15V126H13ZM17 127V126H16ZM105 127H106V125H105ZM237 127V126H236ZM55 128H57V127H55ZM102 128H104V126L102 127ZM109 128V127H108ZM116 128V127H115ZM115 128H114V130H112L113 132H115ZM118 128V127H117ZM223 128V127H222ZM229 128V127H228ZM231 128V127H230ZM15 129H17V128H15ZM60 129V128H59ZM135 129V128H134ZM145 129V128H144ZM67 130V129H66ZM18 131V130H17ZM58 131V134L62 131V129H61V131H59V130H57ZM74 131V130H73ZM120 131V130H119ZM137 131V130H136ZM147 131V130H146ZM157 131V130H156ZM163 131V130H162ZM177 131H178V129H177ZM181 131V130H180ZM180 131H179V133H180ZM105 132V131H104ZM107 132V131H106ZM112 132V133H113ZM243 132H245V131H243ZM163 133H164V131H163ZM73 134V133H72ZM121 134V133H120ZM141 134V133H140ZM160 134H162V132L160 133ZM61 135V134H60ZM59 135V136H60ZM75 135V134H74ZM156 135V134H155ZM62 136V135H61ZM121 136V135H120ZM119 136V137H120ZM141 136V135H140ZM163 136V135H162ZM168 136V135H167ZM167 136H166V138H167ZM209 136V135H208ZM241 137H242V135H240ZM13 137V136H12ZM122 137V136H121ZM145 137V136H144ZM143 137V138H144ZM180 137V139H181V136H179ZM200 137H202V135L200 136ZM240 137V138H241ZM134 138V137H133ZM150 138V137H149ZM258 138V139H257ZM19 139V138H18ZM17 139V140H18ZM111 139V138H110ZM146 139H147V137H146ZM163 139H164V137H163ZM168 139V138H167ZM199 139H201V138H199ZM257 139V140H256ZM20 140H21V138H20ZM136 140V139H135ZM143 140V139H142ZM142 140H141V142H142ZM157 140V139H156ZM145 141V140H144ZM198 141H201V140H197V142ZM233 141V140H232ZM250 140H249V144H251V143H253V142H251ZM19 143H20V141H18ZM82 142V141H81ZM128 142V141H127ZM130 142V141H129ZM202 142V141H201ZM208 142L209 141H207V144H208ZM235 142V141H234ZM234 142H231L232 144H234L235 145V143ZM12 143V141L10 142V144ZM102 145H104L105 144V141L103 142L102 141ZM115 143L117 144V142H116V139H115ZM143 143V142H142ZM153 143H156V142H153ZM168 143H170L169 141H168ZM173 143V142H172ZM243 143H244V139H243ZM247 143V142H246ZM59 144V143H58ZM144 144H146V143H144ZM157 144V143H156ZM175 144V143H174ZM238 144H240V143H238ZM56 145H57V142H56ZM60 145V144H59ZM59 145H57V146H55V147H57V149L59 148L58 146ZM101 145V146H102ZM133 145V144H132ZM134 145H136V141H135V144ZM151 145H155V144H151ZM167 145H169V144H167ZM219 145V144H218ZM228 145V144H227ZM233 145V146H234ZM247 145V144H246ZM107 146V145H106ZM106 146H102L103 148L104 147H106ZM136 146H138V145H136ZM135 146V147H136ZM140 146V145H139ZM156 146H158V144L156 145ZM155 146V147H156ZM159 146H161V145H159ZM172 145H170V147H171ZM20 147V146H19ZM19 147L17 148V150L19 149ZM61 147V146H60ZM82 147V146H81ZM119 147V146H118ZM169 147V146H168ZM197 147V146H196ZM227 147H229V146H226V148ZM3 148V147H2ZM21 148L23 149L24 147H22V144H21ZM94 148V147H93ZM185 148V147H184ZM187 149L188 148H190V146H188V147H186ZM21 149V150H22ZM78 149V148H77ZM152 149H153V151H154V148L152 147ZM151 149V150H152ZM157 149V148H156ZM232 149V148H231ZM3 150V149H2ZM25 150V149H24ZM58 150H60V151H58ZM57 150V152H56V155H57V157L58 156H62V150H64V149H58ZM143 149H141V151H142ZM146 150V149H145ZM169 150L170 149H168V152H169ZM192 150V152L193 151H198V155L197 154H194V152H193V154L195 155V156H199V154L200 155H202V154H207L208 152H209V146L208 145H205V144H200L197 148H196V150L194 149V148H192V149H190V151ZM234 150V149H233ZM236 150H234V151H236ZM1 151V150H0ZM78 151V150H77ZM117 151V150H116ZM135 151V150H134ZM137 151V150H136ZM136 151L134 152V153H136ZM144 151V150H143ZM230 151V150H229ZM18 152H20V151H18ZM22 152V151H21ZM103 152V151H102ZM152 152V151H151ZM156 153L154 154V158H153V161L152 162H154L157 166H159V167H162V166H164L163 165V162H161V157H160V155L157 153V150L155 151ZM178 152V151H177ZM191 152V153H192ZM200 152V153H199ZM141 153V152H140ZM154 153V152H153ZM153 153H151V154H153ZM190 153V154H191ZM236 152H234V154H235ZM239 153H237V155H239ZM51 155H52V153H50ZM100 154H101V152L99 151V152H96L95 153V155H94V157L95 156H97V158H99V156H100ZM145 154V153H144ZM143 154V155H144ZM165 154H166V152H165ZM178 154V153H177ZM4 155H6V154H4ZM55 155V154H54ZM53 155V156H54ZM93 154H91V156H92ZM105 155V154H104ZM142 154H138V157L140 158V160L142 159V156H141ZM146 155V154H145ZM144 155V156H145ZM148 155V154H147ZM212 154H210V156H211ZM91 156H89V157H91ZM151 156H153V155H151ZM169 156V155H168ZM187 156V153L185 154V157ZM189 156H191V155H189ZM207 156H209V154H207L206 155V158H207ZM210 156H209V158H210ZM214 156V155H213ZM240 156V155H239ZM55 157V156H54ZM57 157H55V158H57ZM203 157H205V156H203ZM203 157H201L200 159H202ZM224 157V156H223ZM242 157V156H241ZM240 157V158H241ZM3 158V157H2ZM91 158H93V157H91ZM108 158V157H107ZM144 158H146V157H144ZM143 158V159H144ZM152 158V157H151ZM170 158V157H169ZM196 158V157H195ZM209 158H207V159H209ZM214 158V157H213ZM243 158V157H242ZM244 158V159H245ZM94 159V158H93ZM92 159V160H93ZM88 160H89V158H88ZM91 160V161H92ZM95 160V159H94ZM138 160V159H137ZM145 160V159H144ZM164 160H165V158H164ZM210 160V159H209ZM214 160H216V156H215V159ZM250 160V159H249ZM217 161H219V160H216V162L214 161V163L216 164L217 163ZM240 161L241 160H239V162L238 163H240ZM71 162V161H70ZM74 163H75V161H73ZM72 162V163H73ZM177 162V161H176ZM248 162V161H247ZM247 162H245V163H247ZM143 163H144V161H143ZM142 163V164H143ZM178 163V162H177ZM177 163L176 164H174L173 166H174V168H175V165L177 166ZM219 163V162H218ZM242 163H244V162H242ZM173 164V163H172ZM171 164V165H172ZM199 164V163H198ZM200 164H201V162H200ZM235 164V163H234ZM67 165H69V164H67ZM180 165H181V167L183 168V169H185V170H187L188 169V171H189V164L187 163V161L185 160V158H183L182 157V160H181V162H180ZM233 165V164H232ZM236 165H238V164H236ZM236 165H234V166H236ZM241 165L243 166V164H241L240 163V167H241ZM252 165V164H251ZM255 165H254V167H255ZM73 167H76V166H74V164L72 165ZM142 166H144V165H141V167ZM153 166V165H152ZM155 166V165H154ZM173 166H172V168L171 169H173ZM179 166V165H178ZM231 166V165H230ZM239 166V165H238ZM253 166V165H252ZM84 167V166H83ZM251 167V166H250ZM77 169H78V166L76 167ZM155 168V167H154ZM157 168V167H156ZM167 168H168V166H167ZM167 168H165L164 169V167L162 168V169H160V170H163L164 169V171H162V172H166L165 170L167 169ZM177 168V167H176ZM182 168H181V170H182ZM242 168V167H241ZM77 169H75L76 170V172H77ZM81 169V170H80ZM84 169H85V167H84ZM131 169V168H130ZM137 169V168H136ZM138 169H140V167L138 168ZM158 169V168H157ZM200 169V168H199ZM198 169V171H200L201 172V170H199ZM240 169V168H239ZM243 169V168H242ZM241 169V170H242ZM141 170H143V168L141 169ZM140 170V171H141ZM174 170V169H173ZM180 170V171H181ZM184 170V171H185ZM236 170H237V168H236ZM247 170H249V169H247ZM247 170H246V173H248L247 172ZM252 170V169H251ZM79 173H77V175L78 174H80V175H82L83 174V172L85 171H83L82 170V167L81 168H79ZM126 169H120V174L122 175V177H124L125 178V176H127L126 175ZM168 171H170L171 172V170L168 168ZM167 171V172H168ZM183 171V170H182ZM203 171V170H202ZM212 173H213V175H212V173L210 174L211 176H214V175H222V176H225V172H224V168L220 165V164H217L216 166H214L213 168H212ZM240 171V170H239ZM250 171V170H249ZM253 171V170H252ZM76 172H75V174H76ZM132 172V171H131ZM134 172V171H133ZM169 172V173H170ZM178 172V171H177ZM199 172V173H200ZM224 172V173H223ZM232 173L234 172V171H231ZM143 173V172H142ZM141 173V174H142ZM186 173H188V172H186ZM237 173H238V171H237ZM253 172H251L250 171V173L249 174H252ZM29 174V173H28ZM202 174V173H201ZM200 174V175H201ZM208 174V173H207ZM235 174H236V171H235ZM244 174V173H243ZM248 174V175H249ZM256 174V173H255ZM76 175V176H77ZM113 175V174H112ZM166 175H169V174H166ZM165 175V177H167ZM191 175V174H190ZM210 175L208 176V175H206L205 177H210ZM216 175V176H217ZM258 175V174H257ZM115 176V175H114ZM117 176V175H116ZM150 176V175H149ZM181 176V175H180ZM188 176V175H187ZM193 176V175H192ZM246 176V175H245ZM250 176V175H249ZM263 176V175H262ZM261 176V177H262ZM119 177V176H118ZM118 177H117V180H118ZM135 177H136V179H137V176H136V174H135ZM169 177V176H168ZM167 177V178H168ZM183 177V176H182ZM220 177V176H219ZM232 177H235V179H236V176H234V175H232ZM241 177V176H240ZM252 177V176H251ZM259 177V176H258ZM29 178V177H28ZM79 178H81V177H79ZM116 178V177H115ZM123 178V179H124ZM133 178H134V176H133ZM151 178V177H150ZM150 178L148 179V178H142L141 179V182H144V183H146L147 181H149L150 180ZM170 178H172V177H170ZM222 178V177H221ZM226 178V177H225ZM225 178L223 179V180H225ZM264 178V177H263ZM227 179V178H226ZM238 179V178H237ZM253 179V178H252ZM258 179V178H257ZM120 180H122L121 178H120ZM160 180V179H159ZM168 179H166L165 181H167ZM239 180V179H238ZM263 180L264 179H262V182H263ZM240 181H242V178H241V180ZM248 182H249V180H247ZM140 182V183H141ZM168 182H169V180H168ZM259 182V181H258ZM260 182H261V180H260ZM261 182V183H262ZM139 183V184H140ZM147 183H149V182H147ZM156 183V182H155ZM243 183V182H242ZM77 184H80V183H77ZM83 184V183H82ZM139 184H137V185H139ZM255 184H257V186L259 185L258 183H255ZM254 184V185H255ZM119 185V184H118ZM146 185H148V184H146ZM180 185V184H179ZM253 185V184H252ZM149 186V185H148ZM189 186V185H188ZM245 186V185H244ZM250 186V185H249ZM256 186V187H257ZM260 186V185H259ZM262 186V185H261ZM136 187V186H135ZM177 187V186H176ZM170 188V187H169ZM178 188V187H177ZM177 188H175L176 190H177ZM258 188V187H257ZM175 190V191H176ZM255 190V189H254ZM259 190H260V188H259ZM128 191V190H127ZM20 192H22V191H20ZM19 192V193H20ZM117 192H118V190H117ZM162 192V191H161ZM221 192V191H220ZM32 193V194H31ZM169 193V192H168ZM176 193H177V191H176ZM29 194H31L32 195V197L35 199V203H37V207L38 208H41V209H44L45 208V206H46V197L43 195V194H41V189H34L33 191L31 190L30 191V193ZM117 194V193H116ZM163 194V193H162ZM171 194V193H170ZM173 194V193H172ZM27 195V194H26ZM168 195V194H167ZM30 196V195H29ZM117 196V195H116ZM119 196H121L120 194H119ZM118 196V197H119ZM259 196V195H258ZM106 197V196H105ZM32 198V199H33ZM128 200V199H127ZM140 201V200H139ZM27 202V201H26ZM189 202V201H188ZM247 202V201H246ZM184 203H185V201H184ZM257 203V202H256ZM186 204H187V202H186ZM185 204V205H186ZM199 205V204H198ZM35 209V211L36 210H39V209ZM197 208V207H196ZM199 209H200V207H198ZM215 208V210H216V207H214ZM40 209V210H41ZM133 209H136V206H135V208H133ZM198 209V210H199ZM87 207H85L84 205H79L78 206V214H80V217L81 216H83V215H85V213H87ZM253 211V210H252ZM41 212V211H40ZM212 212H213V210H212ZM35 213V212H34ZM133 213H134V210H133ZM173 213V215L172 214H170V215H172V218L174 219V220H178L177 222H179V221H183L187 216H188V212L186 211V210H180V211H178V210H176L175 211V209H174V212H172ZM215 214V213H214ZM212 215V216H215V215ZM246 214V213H245ZM79 216V215H78ZM216 216H219V213H218V215H216ZM252 216V215H251ZM251 216H250V218H251ZM190 217V216H189ZM231 218H232V215L230 216ZM120 218V217H119ZM118 218V219H119ZM121 218H124L126 221H127V223L129 222V224L132 222V217H131V215L129 214V213H125L124 215H123V217H121ZM120 218V219H121ZM218 219H219V217H217ZM230 218V219H231ZM217 219V220H218ZM125 220H124V222L123 223H125ZM232 220V219H231ZM248 220H249V218H248ZM252 220H253V218H252ZM214 221H215V219H214ZM219 221V220H218ZM229 221V220H228ZM249 221H251V219L249 220ZM217 222V221H216ZM232 222H234V220L232 221ZM231 222V223H232ZM252 222V224H253V222L254 223H256V221H251ZM119 223H122V222H120L119 221ZM122 223V224H123ZM263 223V222H262ZM122 224H118L119 226L120 225H122ZM132 224V223H131ZM256 225H259V224H256ZM130 226V225H129ZM138 226V225H137ZM238 226H242V225H238ZM250 226V225H249ZM264 226V225H263ZM106 227V226H105ZM257 227H259V226H257ZM132 229V228H131ZM164 229V228H163ZM151 230V229H150ZM166 230V229H165ZM168 230L169 229H167L166 231L168 232ZM170 230H171V232L172 231H175L176 230V227L175 226H172L171 228H170ZM170 230H169V232H170ZM61 231H62V229H61ZM64 232V231H63ZM227 232H228V230H227ZM229 233V232H228ZM39 236H40V234H38ZM83 235V234H82ZM242 235V234H241ZM25 236L24 235H21V234H18V235H16L15 237H13V239H10V240H8L7 242H4V247L6 248V249H11L10 251H13V254H14V248H19V249H21L20 250V252H19V254H18V264H43L44 263V261H46L47 260V255L46 254H42L41 253V251H40V249H41V247L43 246L44 247V245H48V243L46 242V243H41V242H38V245L35 247V248H33V249H31V247H30V245H29V243L27 242V241H23V238H24ZM171 237V236H170ZM170 237L168 236V238L170 239ZM40 238L42 239V237L40 236ZM255 240V239H254ZM257 241V240H256ZM101 243H103V242H101ZM204 243V242H203ZM263 243V242H262ZM105 244V243H104ZM164 246V245H163ZM104 247H105V245H104ZM103 247V248H104ZM106 248V247H105ZM104 248V249H105ZM13 249V250H12ZM16 249V250H17ZM55 249H58V248H55ZM102 249V248H101ZM57 251V250H56ZM18 252V251H17ZM36 252V253H35ZM62 255V254H61ZM64 256H65V258H64V260H65V264H80V261L77 259V258H74V257H72V251L71 250H67L66 251V253L65 254H63ZM62 255V256H63ZM256 255H257V253H256ZM61 258V257H60ZM261 260V259H260ZM263 261V260H262ZM60 262V261H59ZM64 263V262H63ZM56 264H58L57 262H56ZM60 264V263H59ZM258 264V263H257Z\"/></svg>",
	"mask_w": 264,
	"mask_h": 264
}]
</instances>
